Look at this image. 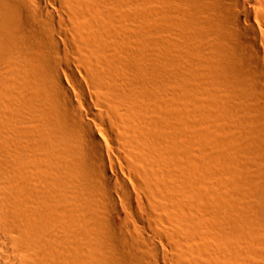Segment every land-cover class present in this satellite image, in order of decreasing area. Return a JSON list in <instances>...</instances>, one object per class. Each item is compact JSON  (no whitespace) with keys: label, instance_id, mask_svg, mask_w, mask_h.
I'll return each instance as SVG.
<instances>
[{"label":"bare ground","instance_id":"6f19581e","mask_svg":"<svg viewBox=\"0 0 264 264\" xmlns=\"http://www.w3.org/2000/svg\"><path fill=\"white\" fill-rule=\"evenodd\" d=\"M0 264H264V0H0Z\"/></svg>","mask_w":264,"mask_h":264}]
</instances>
